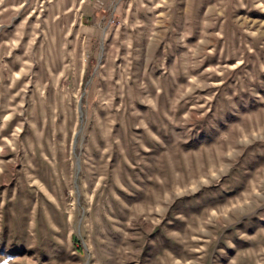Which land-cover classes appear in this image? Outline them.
<instances>
[{
    "label": "rangeland",
    "instance_id": "rangeland-1",
    "mask_svg": "<svg viewBox=\"0 0 264 264\" xmlns=\"http://www.w3.org/2000/svg\"><path fill=\"white\" fill-rule=\"evenodd\" d=\"M0 264H264V0H0Z\"/></svg>",
    "mask_w": 264,
    "mask_h": 264
},
{
    "label": "built area",
    "instance_id": "built-area-1",
    "mask_svg": "<svg viewBox=\"0 0 264 264\" xmlns=\"http://www.w3.org/2000/svg\"><path fill=\"white\" fill-rule=\"evenodd\" d=\"M119 1H121V0H119ZM101 5L103 4V2H101V1H98ZM113 11H116V6H115V10H113ZM114 14V13H113ZM113 16H112V19L111 20H113Z\"/></svg>",
    "mask_w": 264,
    "mask_h": 264
}]
</instances>
